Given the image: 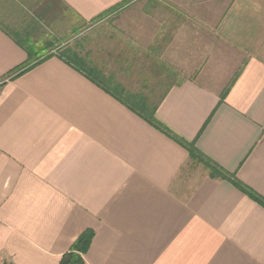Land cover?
Here are the masks:
<instances>
[{
	"label": "crops",
	"instance_id": "crops-1",
	"mask_svg": "<svg viewBox=\"0 0 264 264\" xmlns=\"http://www.w3.org/2000/svg\"><path fill=\"white\" fill-rule=\"evenodd\" d=\"M103 15L106 89L54 49L6 79ZM0 80V261L264 264V0H0Z\"/></svg>",
	"mask_w": 264,
	"mask_h": 264
},
{
	"label": "trees",
	"instance_id": "trees-1",
	"mask_svg": "<svg viewBox=\"0 0 264 264\" xmlns=\"http://www.w3.org/2000/svg\"><path fill=\"white\" fill-rule=\"evenodd\" d=\"M116 9L117 8H113V9L107 11L106 14H108V13H110ZM102 17H104V15L100 16L99 18H97L93 22L100 20ZM16 43L26 52L28 60L23 66H21L20 68L15 70L13 73L9 74L6 77V79H8V80L15 79L16 77L24 74L25 72L32 69L33 67L41 64L46 59L52 57L51 50H53V49L56 50L55 52H56L57 56H59L64 61H66L68 64L75 67L77 70L81 71L83 74H85V76L89 77L91 80H94L93 78H91L90 74L87 72V71H89L88 70L89 68L87 66H85V64H81L84 69L80 68L76 65L77 62H79V61L82 62V60L84 61V59L79 54V49H78L79 46L77 43H73V44L65 43L63 46H60V45L56 46L55 45L56 43L53 42V43H50L46 47L45 50H43L45 53L47 52L45 55H43V56L41 55L42 53H44L42 51L41 53H39V52L36 53L33 57H30V54H29V47L33 46V43H25L24 45L21 43V41H16ZM74 46H76L77 49L76 48L74 49ZM85 68H87V71L85 70ZM95 82H96V84L101 86L103 89H106L104 86H102L97 81H95ZM163 94H165V92ZM143 102L145 104L144 110L147 112V116L149 118L148 122L153 127L158 129L159 131L163 132L168 137L172 138L178 144L186 147L189 150L190 158L196 159V152L192 148H188V146H186L180 139H178L176 136L172 135L169 131H167V129H165L161 124H159V122L154 118V113H155L157 104H153V105L149 104L148 105V103H149L148 100H143ZM231 182L237 188L242 189L243 191H246L235 179H232ZM255 198L257 199V197H255ZM92 236H93L92 232L82 234L75 241V243L72 245L70 251L65 253L62 256L59 264H84V261L82 259V255L86 252L88 246L90 245ZM2 263L3 264H9L7 261H2Z\"/></svg>",
	"mask_w": 264,
	"mask_h": 264
},
{
	"label": "rangeland",
	"instance_id": "rangeland-1",
	"mask_svg": "<svg viewBox=\"0 0 264 264\" xmlns=\"http://www.w3.org/2000/svg\"><path fill=\"white\" fill-rule=\"evenodd\" d=\"M117 19L118 18L115 17V18H112V19H109L103 22H100L98 20L94 22L93 24H90L89 26L81 25L77 27V31L75 32H71L70 30L66 29L67 30L66 35L62 37L61 41L56 42L55 45L59 46L60 44H65V43H70V44L77 43L79 46L78 49H81V52L83 54L89 52L92 57L95 51L100 50L99 49L100 47L97 46L99 45L100 42L97 40L104 39V36H105V34H103L104 30H108L112 27H115V25H118V21H116ZM63 28H66V27L63 26ZM114 37L118 41L119 35L117 36L116 34ZM75 48L76 46H74V49ZM107 50H111V48L108 47ZM0 264H3L2 261H0Z\"/></svg>",
	"mask_w": 264,
	"mask_h": 264
},
{
	"label": "built area",
	"instance_id": "built-area-1",
	"mask_svg": "<svg viewBox=\"0 0 264 264\" xmlns=\"http://www.w3.org/2000/svg\"><path fill=\"white\" fill-rule=\"evenodd\" d=\"M3 82H4V81H1V80H0V85H2V84H3Z\"/></svg>",
	"mask_w": 264,
	"mask_h": 264
}]
</instances>
